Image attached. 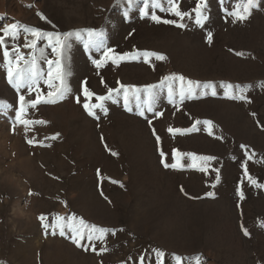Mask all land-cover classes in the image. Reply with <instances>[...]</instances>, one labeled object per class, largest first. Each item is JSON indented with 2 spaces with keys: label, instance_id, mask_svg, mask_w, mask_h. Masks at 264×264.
<instances>
[{
  "label": "rangeland",
  "instance_id": "rangeland-1",
  "mask_svg": "<svg viewBox=\"0 0 264 264\" xmlns=\"http://www.w3.org/2000/svg\"><path fill=\"white\" fill-rule=\"evenodd\" d=\"M195 3L181 0V9L191 12ZM242 3L208 0L205 26L186 18L188 27L182 29L141 19L143 0L131 5L127 0L119 5L114 0H0V27L14 22L59 32L96 27L117 52L139 49L167 56L165 61L153 60L154 69L132 61L109 64L97 75L83 42L74 41L65 60L73 95L29 110L30 119L48 123L35 125L26 136L20 125L12 130L18 94L7 82L0 52V103L13 106L0 110V264H139L141 256L144 264H155V249L166 252V264H176L175 255L186 258L184 264H197L200 258L203 264H264V188L249 185L243 176L247 163L249 173L264 184V0L248 20L226 22L224 9ZM209 31L211 44L206 39ZM23 42L21 33L18 43ZM41 66L47 69L44 61ZM170 74L210 81L217 95H197L177 109L161 90L157 111L164 115L148 113L152 124L136 115L135 104L130 113L122 103L108 101L109 114L98 113L97 121L74 100L84 80L90 90L104 95L101 76L109 87H116L118 80L157 84ZM229 83L243 86L251 102L226 98L224 85ZM204 121H212V134ZM193 125L198 130L187 134L167 131ZM56 133L58 139L45 141L50 147L26 143L27 138L44 140ZM161 148L169 163L175 162L173 153L179 150L185 167L165 168ZM249 153L254 154L251 161ZM192 154L217 157L212 167L220 168V180L211 170L191 167ZM240 187L243 200L237 195ZM208 192L214 196L208 197ZM73 213L116 230L104 244L96 242L98 251L106 246L107 252L84 251L58 234L45 236L40 214L52 222L56 214ZM244 228L250 235L243 234Z\"/></svg>",
  "mask_w": 264,
  "mask_h": 264
},
{
  "label": "snow or ice",
  "instance_id": "snow-or-ice-1",
  "mask_svg": "<svg viewBox=\"0 0 264 264\" xmlns=\"http://www.w3.org/2000/svg\"><path fill=\"white\" fill-rule=\"evenodd\" d=\"M116 5L121 3V0H114ZM131 5L133 0H127ZM223 3V0H221ZM261 0H243L242 4L236 5L233 9H224L225 21L228 22L231 18L232 23L244 22L250 18L252 12L260 7ZM208 0H196L192 11H185L181 9V0H167L166 5L162 0H143V6L139 9L141 19H150L155 24L173 25L177 28H187L185 22L194 20V23L203 28L208 20L207 15ZM167 13L175 17V19H168L157 13ZM42 20L51 23L43 13H38ZM125 18L127 19L129 13L125 11ZM21 33H23L24 42L21 45L18 43ZM207 42H213V33H207ZM45 42L41 45V42ZM74 41L83 42L84 48L88 51L91 59V64L97 70V75H100V70L104 69L109 64L119 66L123 62L142 61L148 64L153 69L155 65L153 60L165 61L167 56L162 53L135 50L133 52H117L115 48L108 46L104 39V32L102 29L96 27H89L84 29H76L69 31H44L36 27H28L18 22L6 24L0 27V52L4 61L6 69L7 82L18 94V107L15 108V116L13 120V132L17 125L23 127L25 135L35 126L47 124L45 120H33L29 118V110H36L41 105H56L61 101L72 96V89L67 83V67H66V52ZM24 49L28 50L27 53ZM47 49L51 50V55H45ZM93 53H100L99 58H94ZM237 56H243L242 52H237ZM41 61L47 65L45 70L41 66ZM100 83L107 89L106 94L100 95L90 90L88 81L84 80L81 84L80 94L74 95L75 103L81 105L84 112L99 121L102 113L105 117L109 114V109L106 107V102L122 103L127 112H133V104H135L136 115L144 118L149 124L152 120L148 117V113H152L156 117H163V111H157V96L161 90H166L167 100L170 105L179 108L187 99H194L199 96H216L215 85L212 82H202L193 80L183 74H170L164 76L157 84H148L138 86L134 84H124L121 81H116V87H109L105 82L103 76L100 78ZM41 84L46 88H42ZM264 86V81L261 82ZM224 96L228 99L251 102L246 89L238 84H225ZM10 104L0 103V110L11 109ZM5 114H7L5 112ZM201 121L197 120L196 124ZM209 127V134L211 133L212 121H204ZM195 125L191 129H179L169 127L167 131L171 134H187L189 131H197ZM153 135L157 144L161 143V138L156 135L153 128ZM60 133H56L51 137H45L44 140H39L36 137L27 138L26 143L30 147H50V144L45 143L47 140L58 139ZM103 139V138H101ZM222 139V137H220ZM108 146L105 144V148ZM246 147V146H242ZM113 156L117 155L108 149ZM161 162L165 168H182L185 165L182 163V154L179 150H174L175 162L169 163L167 154L161 148L159 150ZM254 154L249 153L247 160L251 161ZM215 156H197L191 155V167L197 168L201 172L215 173L216 181L220 180V168L212 167V161H216ZM243 176L249 185L257 188H264V184H260L248 171V165H243ZM113 183H118L113 181ZM243 184V182H241ZM121 187L123 185L121 184ZM215 187V185H213ZM33 193H29L32 195ZM237 195L240 200L245 198L243 188L237 190ZM208 197H213V192L207 193ZM105 199H107L105 197ZM65 206L66 202H65ZM38 220L44 229L45 236L57 234L61 237H66L71 240L78 248L84 251L91 250L98 255L108 251V248L101 247L99 251L96 247V242L104 244L107 240L108 234L116 235L115 229H108L89 223L83 217L76 214L68 216L56 214L49 222V217L44 214L38 216ZM123 231V229H121ZM245 236L250 235L246 228L243 229ZM87 244V246H86ZM166 252L161 249L154 250L155 264H166ZM176 264H184L186 258L179 255L174 256ZM145 257H139V264H144ZM197 264H203L202 258L197 260Z\"/></svg>",
  "mask_w": 264,
  "mask_h": 264
}]
</instances>
